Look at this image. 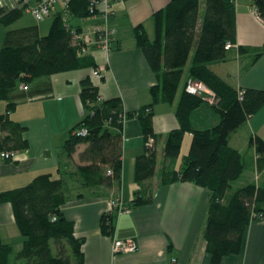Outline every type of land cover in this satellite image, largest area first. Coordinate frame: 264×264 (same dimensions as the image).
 Masks as SVG:
<instances>
[{
	"label": "trees",
	"instance_id": "trees-1",
	"mask_svg": "<svg viewBox=\"0 0 264 264\" xmlns=\"http://www.w3.org/2000/svg\"><path fill=\"white\" fill-rule=\"evenodd\" d=\"M264 22V0H251ZM63 11L52 13L53 21L45 36H34V29L22 30L17 38L10 36L0 51V101L9 103L6 114L0 115V153L23 150V128L10 119L13 102L20 84L32 93L33 82L54 74L84 67L98 68L88 52L80 53L74 45L73 33L83 30L71 24L70 18L94 19L92 0H70ZM25 8L0 7V23L9 26L24 13ZM100 22V18H96ZM156 37L153 42L140 26L136 29L137 44L143 51L158 84L151 89L154 104L161 95L173 104L178 96L176 116L180 127L167 137L163 156L166 160L180 157L184 137L191 133L189 152L181 170L166 172L162 184L191 182L211 192L205 237L212 262L220 264L230 255L242 251L248 226L264 221V182L250 183L234 190L245 170L242 154L230 145V136L264 106V90H238L212 68L229 56L228 44L236 38L234 0H171L166 8L154 14ZM245 49V48H241ZM189 66L191 79L205 85L216 97L212 106L219 122L208 129H195L191 116L208 104L207 97L194 95L184 84V70ZM89 77L82 81L81 100L85 115L72 130L63 149L71 158L79 145L87 147L80 153L83 166L80 176L88 187L111 184L121 179L123 169V117L138 118L146 140H155L153 147L137 159L135 177L142 182L154 176L158 163V137L153 130L152 108L125 112L121 99L102 100L98 86ZM149 108L150 113L146 110ZM86 128L84 137L74 134ZM259 156L264 157V141L250 139ZM112 170V174H107ZM105 171V172H104ZM64 179L50 174L36 177L28 185L0 193V203L12 204L16 224L23 238L20 250L4 243L0 233V264H85L83 240L74 232V223L64 216L66 198L61 192ZM142 196L134 206L147 204ZM131 207L130 205H128ZM116 211L102 217L106 234L114 232Z\"/></svg>",
	"mask_w": 264,
	"mask_h": 264
},
{
	"label": "crops",
	"instance_id": "crops-1",
	"mask_svg": "<svg viewBox=\"0 0 264 264\" xmlns=\"http://www.w3.org/2000/svg\"><path fill=\"white\" fill-rule=\"evenodd\" d=\"M59 0L54 13L63 11ZM171 0H124L112 5L109 26L115 31L112 52L106 54L90 46L89 55L103 70L101 79L94 78L92 68L84 67L54 74L33 82L32 93L20 84L13 102L10 119L23 128L27 147L17 152L16 158L0 157V193L22 188L36 177L50 174L64 179L62 189L66 198L62 205L64 216L74 223V232L83 240L85 264H214L208 250L205 229L211 192L191 182L162 184L164 173L181 170L191 144L192 135L184 137L180 157L166 160L163 149L171 131L180 123L176 116L179 96L173 104L160 95L158 102L151 89L158 84L156 73L137 44L136 29L143 26L151 42L156 37L154 14L168 6ZM203 1V0H202ZM236 10V38L226 60L211 68L238 90H264V22L252 14L251 0H234ZM0 6L15 9V0H0ZM50 22H37L27 10L20 19L7 26L0 23V51L6 40L17 38L22 30L34 29V36L48 34ZM73 20V18H70ZM89 20L88 26L97 19ZM73 24V21H71ZM91 24V25H90ZM75 26L81 25L73 24ZM245 48V49H241ZM93 77L102 100L121 99L125 112L152 108L153 130L158 137V163L153 177L137 182V159L147 153V138L138 118L123 123V169L121 179L111 184L88 187L80 176V153L87 147L79 145L70 158L64 145L72 130L85 115L81 100L82 81ZM200 82L191 79L189 66L184 70V84ZM207 97L205 106L192 113L195 129L215 126L220 117L212 107L216 97ZM9 103L0 101V115L6 114ZM258 136L264 141V106L230 136V145L242 154L245 178L234 190L250 183L264 182V157L250 146V139ZM185 143V146H184ZM105 172V171H104ZM150 200L147 204L133 205L137 196ZM120 198L130 205V212L116 219L114 232L106 234L101 221L105 214L115 212L112 201ZM0 233L4 243L20 250L23 238L16 224L11 203H0ZM115 240H133L137 250L115 253ZM220 264H264V221L251 223L245 234L242 251L225 257Z\"/></svg>",
	"mask_w": 264,
	"mask_h": 264
},
{
	"label": "built area",
	"instance_id": "built-area-1",
	"mask_svg": "<svg viewBox=\"0 0 264 264\" xmlns=\"http://www.w3.org/2000/svg\"><path fill=\"white\" fill-rule=\"evenodd\" d=\"M124 0H92L90 11L92 13L98 12L94 15V19L100 18V22L94 23L91 26L83 28L81 32H74V45H76L80 53L88 52L90 46H96L97 48L103 50L107 55L112 52V47L115 42V31L110 28L109 21L112 16V5L117 2H122ZM59 0H15L17 8H25L37 22H41L43 19L48 18L55 11ZM64 8H67L68 3L63 2ZM1 7V6H0ZM252 14L260 17L256 8L252 9ZM229 47L232 44H228ZM103 70L101 68H96L92 71L94 78L101 79ZM23 89L28 90V87L23 84ZM187 91L194 95L210 94L215 96V94L209 90L202 83L193 84L189 83L187 86ZM147 113L151 110L147 108ZM126 117H123V123ZM74 134L80 137L88 135V130L86 128L78 129ZM155 144L154 138L150 137L147 140V147H153ZM17 152L15 151H4L0 153V157L6 160H13L16 158ZM107 174L111 175L112 170H108ZM112 206L114 211H116V219L120 216L129 213L130 207L123 199L117 198L112 201ZM115 219V222H116ZM137 244L133 240H115L114 242V252L115 253H131L137 250Z\"/></svg>",
	"mask_w": 264,
	"mask_h": 264
},
{
	"label": "rangeland",
	"instance_id": "rangeland-1",
	"mask_svg": "<svg viewBox=\"0 0 264 264\" xmlns=\"http://www.w3.org/2000/svg\"><path fill=\"white\" fill-rule=\"evenodd\" d=\"M52 18L48 17V18H45L42 20V22H50ZM73 24H78V25H81L83 26L84 28L88 27V24H89V20H85V19H80V18H75L73 20ZM91 25V24H90ZM196 84V83H195ZM184 146H185V143H184ZM245 180L244 177H242L238 182L234 183V186H238L240 185L241 182H243Z\"/></svg>",
	"mask_w": 264,
	"mask_h": 264
}]
</instances>
